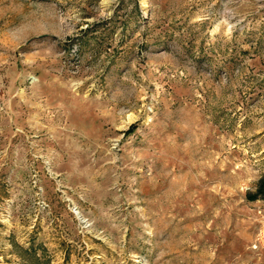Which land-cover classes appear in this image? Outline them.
Returning <instances> with one entry per match:
<instances>
[{"label": "rangeland", "instance_id": "rangeland-1", "mask_svg": "<svg viewBox=\"0 0 264 264\" xmlns=\"http://www.w3.org/2000/svg\"><path fill=\"white\" fill-rule=\"evenodd\" d=\"M0 264H264V0H0Z\"/></svg>", "mask_w": 264, "mask_h": 264}, {"label": "trees", "instance_id": "trees-1", "mask_svg": "<svg viewBox=\"0 0 264 264\" xmlns=\"http://www.w3.org/2000/svg\"><path fill=\"white\" fill-rule=\"evenodd\" d=\"M257 197V195H254L252 198L254 199V198H256Z\"/></svg>", "mask_w": 264, "mask_h": 264}]
</instances>
